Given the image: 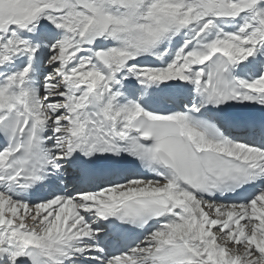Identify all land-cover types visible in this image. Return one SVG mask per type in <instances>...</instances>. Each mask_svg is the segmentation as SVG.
<instances>
[{
	"label": "snow or ice",
	"instance_id": "6c2138e0",
	"mask_svg": "<svg viewBox=\"0 0 264 264\" xmlns=\"http://www.w3.org/2000/svg\"><path fill=\"white\" fill-rule=\"evenodd\" d=\"M0 264H264V0H0Z\"/></svg>",
	"mask_w": 264,
	"mask_h": 264
}]
</instances>
